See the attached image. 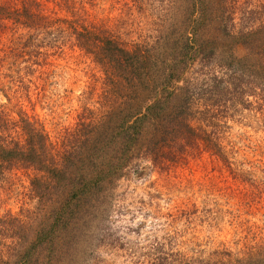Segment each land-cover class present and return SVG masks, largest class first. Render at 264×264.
I'll return each mask as SVG.
<instances>
[{"label":"trees","instance_id":"1","mask_svg":"<svg viewBox=\"0 0 264 264\" xmlns=\"http://www.w3.org/2000/svg\"><path fill=\"white\" fill-rule=\"evenodd\" d=\"M159 1L157 34L127 42L91 20L84 0L54 1L64 15L49 0H0V29L15 34L0 49L10 77L23 83L34 65L47 64V49L68 39L104 75L98 106L85 108L58 140L22 111L13 120L0 113V179L30 170L36 199L24 216H0V237L10 238L0 244V264H89L83 255L93 237L105 234L114 185L130 167L140 158L165 164L178 147L198 141L222 154L219 117L264 103V3L236 27L229 0ZM152 250L133 264H264L260 251L209 259L163 243Z\"/></svg>","mask_w":264,"mask_h":264},{"label":"rangeland","instance_id":"2","mask_svg":"<svg viewBox=\"0 0 264 264\" xmlns=\"http://www.w3.org/2000/svg\"><path fill=\"white\" fill-rule=\"evenodd\" d=\"M54 1L49 0L47 6L66 14ZM262 3L229 0L236 27L253 20L246 11L260 9ZM83 5L91 20L105 23L127 42L150 41L164 13L159 0H84ZM13 37L0 29V49ZM73 43L68 39L58 43V48L47 49V64L34 65L35 71L23 83L10 77L7 62L0 67L4 117L13 120L22 111L58 140L74 127L85 108L98 106L104 75L93 57ZM236 52L243 54L244 49L237 47ZM218 126L222 154L198 141L178 147L174 159L159 166L140 158L137 166L116 181L102 224L105 234L93 237L83 255L89 264L146 261L157 243L187 257L227 259L264 253V103L231 108L219 117ZM30 174L20 168L2 176L0 216H24L34 209ZM9 240L2 236L0 244Z\"/></svg>","mask_w":264,"mask_h":264}]
</instances>
